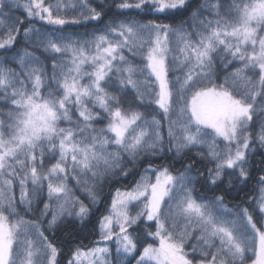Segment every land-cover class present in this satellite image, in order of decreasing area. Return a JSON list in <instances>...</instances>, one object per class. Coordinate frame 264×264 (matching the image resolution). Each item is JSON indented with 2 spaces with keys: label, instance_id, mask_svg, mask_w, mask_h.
<instances>
[{
  "label": "snow or ice",
  "instance_id": "snow-or-ice-1",
  "mask_svg": "<svg viewBox=\"0 0 264 264\" xmlns=\"http://www.w3.org/2000/svg\"><path fill=\"white\" fill-rule=\"evenodd\" d=\"M81 2L87 14L71 19L59 13L76 4L63 0H26L22 7L28 18L49 25L101 20L103 12ZM188 3L119 0L115 6L164 13ZM10 13L0 0L3 50L15 44L24 23ZM23 34L33 50L17 53L16 67L0 62V264H57L58 250L40 221L25 219L18 206L27 213L42 203L40 217L51 213L49 228L68 217L83 222L90 209L75 190L95 203L98 185L127 176L129 164L166 152L183 158L193 149L202 151L188 157L183 172L149 164L131 191H117L100 222V239L114 240L117 264L137 253L138 244L136 264H245L249 252L250 264H264V174L256 178L251 204L238 211L224 195L198 200L191 175L197 171L209 187L243 185L251 178V156L264 149V0H204L176 28L129 18L86 40L29 27ZM125 50L140 52L143 66L130 63ZM218 64L224 69L219 83ZM170 72L179 74L170 80ZM126 89L165 117L178 111L168 120L167 143L159 120L122 107L118 93ZM94 109L104 113V127L94 126L103 122ZM46 155L55 161L50 166ZM196 159L213 165L206 176L194 169ZM142 218L154 222L155 231L145 229L154 243L129 231ZM111 255L108 246L78 248L68 264H112Z\"/></svg>",
  "mask_w": 264,
  "mask_h": 264
},
{
  "label": "trees",
  "instance_id": "trees-1",
  "mask_svg": "<svg viewBox=\"0 0 264 264\" xmlns=\"http://www.w3.org/2000/svg\"><path fill=\"white\" fill-rule=\"evenodd\" d=\"M5 2L11 6V15L15 18L24 21L20 25L21 31L20 34L16 37L15 44L8 50L0 49V62L7 63L8 66L16 67L13 61L16 59L17 53L23 52L24 50L32 51L33 44L28 41L23 34V29L25 27L37 29L40 33H49L56 35H68L74 40H86L91 39L93 34H101L106 30L109 25H113L118 22H123L129 18L139 20L141 23H147L148 21H154L156 23L168 24L173 28L178 27L184 22H187L192 11H194L204 0H189L188 5L184 9H177L174 11H167L164 13H159L155 11L145 10H121L115 5L119 0H87L88 4L95 8L97 11L104 13L101 20L99 21H87L81 22L80 24H66L63 26L49 25L46 21H41L38 18H28L25 12V9L22 7L26 0H5ZM58 0H45V3L56 4ZM65 4L75 3L76 7H66L62 8L60 15L71 19L73 17L79 18V14L84 12L87 14L86 9L82 6L81 0H63ZM226 2V0H225ZM19 4L20 7L16 5ZM8 11V9H5ZM54 14L55 11H54ZM4 35L3 31L0 30V37ZM35 35V33L31 34ZM40 55V52L36 53ZM124 55L127 60L133 65L143 66L145 61L142 58L140 52L130 53L127 50L124 51ZM41 59H44L42 56ZM45 63H48L45 60ZM179 73H169V79L172 80L174 75ZM216 82L219 83L223 79L224 69H222L219 64L215 69ZM114 90V89H110ZM121 95V104L125 109H133L141 111L145 114L148 119H151L153 116L161 122L162 131L165 132V142L167 143L166 128L168 120H175L178 116V111H173L169 114L168 117H165L162 113V110L158 108L155 104H148L145 102L143 105L137 101L135 93L131 89H126L125 93H118ZM94 111L101 112L102 123H96V127H104L107 123V120L104 119V113L102 110L94 109ZM75 120V115L73 116ZM62 127L70 126L68 122H62ZM253 134L257 131V128L254 126L250 129ZM221 148L224 147V144L220 142ZM202 151V149H193L192 152H189L185 157H175L173 153L166 152L163 156L155 157H145L143 160L137 161L135 165L129 164L128 175L127 176H115L111 179L105 180L103 183L98 185V200L93 203L88 197L87 194L82 190H75V195L78 196L84 203L89 207L90 214L83 222L78 220L75 217H68L63 222L58 223L55 227L49 228L47 221L51 218V213L48 217H40L39 209L43 207V204L35 205L30 212H25L23 206H18V211L25 219L32 220L37 219L40 221L41 228L44 229V235L47 236L48 242H50L58 250L57 264H68L69 260L72 259V254L76 249L88 250L91 249L101 242H104L100 239V222L102 221L105 215H108L111 207V203L117 191H125L127 189H132L137 182L140 181L141 176L144 175V170L148 168L151 164L155 168L168 167L169 170L175 175L184 171L185 163L191 162L188 160V157H195V153ZM264 152V149H259L255 154L251 156L250 159V171L251 178L250 180L241 185L233 182V186L229 188L227 184H221L219 188L215 186L209 187L203 176L197 174V171H193L191 175L195 178L196 183L194 185L193 195L198 200L211 201L215 195H224L225 203L229 208H233V211H238L240 206L248 207L251 204V198L256 195V178L264 174L261 172V168L264 167L260 163L261 160H264V155L261 153ZM50 162L54 163V160L46 155L45 165L50 166ZM194 169H199V172L204 173L206 176L207 173L205 169L212 168L213 165L207 161L201 162L196 159L193 164ZM151 175V173H149ZM154 179V176H153ZM69 185L75 189L74 181L69 179ZM235 206V207H234ZM251 210V209H250ZM137 211L136 205L133 209V214ZM145 229L148 231H155L154 222L146 221L142 218L141 222L135 226L134 230L129 229L134 236H139L142 242L154 243V239L147 237L145 235ZM109 242L107 246L112 250L111 261L112 264H117V255L115 252L116 244L113 241ZM187 247V246H186ZM142 249L138 244L137 253L133 255L136 258L138 253ZM251 256V253H246L245 264H250L248 257ZM132 257V258H133ZM132 260V259H131ZM124 264H127L124 263Z\"/></svg>",
  "mask_w": 264,
  "mask_h": 264
},
{
  "label": "rangeland",
  "instance_id": "rangeland-1",
  "mask_svg": "<svg viewBox=\"0 0 264 264\" xmlns=\"http://www.w3.org/2000/svg\"><path fill=\"white\" fill-rule=\"evenodd\" d=\"M153 180H154V179H153ZM134 187H135V186H134ZM134 187H132V189H133ZM132 189H127V190H125V191H121V192L131 191ZM134 206H135V204L130 205V212H131L132 214H133ZM110 208H111V207H110ZM109 212H110V211H109ZM108 214H109V213H108ZM145 220H146V219H145ZM107 244H110V243L104 241V242H101L100 244H98L97 246H101V247H103V246H107ZM133 255H134V254H132V256L127 257V258L124 260V263L127 262V264H136V259H138V256L136 255V258H132ZM131 259H132V260H131ZM82 264H87V261H86V260L83 261Z\"/></svg>",
  "mask_w": 264,
  "mask_h": 264
}]
</instances>
